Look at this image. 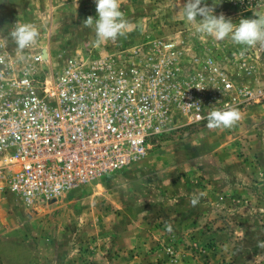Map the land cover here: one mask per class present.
I'll list each match as a JSON object with an SVG mask.
<instances>
[{
  "label": "rangeland",
  "instance_id": "rangeland-1",
  "mask_svg": "<svg viewBox=\"0 0 264 264\" xmlns=\"http://www.w3.org/2000/svg\"><path fill=\"white\" fill-rule=\"evenodd\" d=\"M119 3L132 27L115 43L97 44L95 24L83 25L88 16L98 18L95 0H0V33L16 23L35 25L34 46L54 62L172 36L182 64L207 76L202 65L220 67L231 83L222 95L241 119L217 129H208L207 120L182 122L143 157L50 198L26 202L2 188L0 264H264L257 247L264 241V42L248 47L197 32L202 17L186 20L187 0ZM205 4L234 24L264 15V0Z\"/></svg>",
  "mask_w": 264,
  "mask_h": 264
},
{
  "label": "built area",
  "instance_id": "built-area-1",
  "mask_svg": "<svg viewBox=\"0 0 264 264\" xmlns=\"http://www.w3.org/2000/svg\"><path fill=\"white\" fill-rule=\"evenodd\" d=\"M179 44L145 36L126 52L54 62L43 47L18 54L9 40L0 49V190L26 202L56 196L143 157L182 122L231 106L220 67L202 65L207 76L182 64ZM197 102L199 110L186 105Z\"/></svg>",
  "mask_w": 264,
  "mask_h": 264
},
{
  "label": "clouds",
  "instance_id": "clouds-1",
  "mask_svg": "<svg viewBox=\"0 0 264 264\" xmlns=\"http://www.w3.org/2000/svg\"><path fill=\"white\" fill-rule=\"evenodd\" d=\"M96 12L98 18L94 19L88 16L83 22L85 27H92L95 24L96 43H102L111 40L116 42L118 37L124 36L127 30H131V24L124 18L123 12L120 10L119 0H95ZM202 5V0H187L184 5L183 13L188 22H197L199 15L202 17L198 21L196 31L213 36L216 40H224L231 36V40L235 44L246 45L248 47L255 46L258 42H264V15L254 13V19H240L238 24L232 23L230 19H225L223 14L214 15V9ZM39 31L35 25L30 23H16L9 31L7 37H0V49H6L9 40L16 47L15 50L19 54L26 48L37 43ZM243 53H241L242 55ZM5 56L0 55V64H4ZM196 89H202L198 85ZM188 106L196 105L199 110V102L196 104H186ZM241 119V113L236 108L225 105L224 109L211 110L207 116V128H232ZM192 206H196L199 202L198 197L191 199ZM171 231V226H166ZM257 247L264 249V241H257Z\"/></svg>",
  "mask_w": 264,
  "mask_h": 264
},
{
  "label": "water",
  "instance_id": "water-1",
  "mask_svg": "<svg viewBox=\"0 0 264 264\" xmlns=\"http://www.w3.org/2000/svg\"><path fill=\"white\" fill-rule=\"evenodd\" d=\"M43 55H44V57H47L48 56L46 50H43Z\"/></svg>",
  "mask_w": 264,
  "mask_h": 264
}]
</instances>
